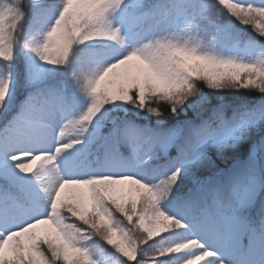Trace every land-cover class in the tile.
Masks as SVG:
<instances>
[{"label":"snow or ice","instance_id":"obj_1","mask_svg":"<svg viewBox=\"0 0 264 264\" xmlns=\"http://www.w3.org/2000/svg\"><path fill=\"white\" fill-rule=\"evenodd\" d=\"M0 264H264V0H0Z\"/></svg>","mask_w":264,"mask_h":264}]
</instances>
